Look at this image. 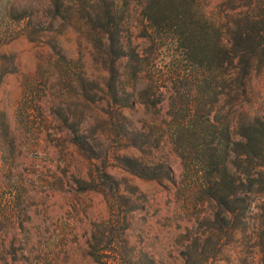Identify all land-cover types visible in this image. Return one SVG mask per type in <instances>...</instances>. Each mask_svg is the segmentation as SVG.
I'll use <instances>...</instances> for the list:
<instances>
[{
	"label": "trees",
	"instance_id": "trees-1",
	"mask_svg": "<svg viewBox=\"0 0 264 264\" xmlns=\"http://www.w3.org/2000/svg\"><path fill=\"white\" fill-rule=\"evenodd\" d=\"M235 13L234 21L215 18L204 0H0V84L17 67L4 46L34 42L39 63L50 58L52 78L58 72L69 86L95 83L100 95L89 100L84 89L79 97L81 111L87 100L97 102L94 118H63L77 150L97 160L95 149L111 135L106 160L114 168L172 184L156 153L167 144L179 159L177 188L197 211L192 228L204 227L186 246L184 264L216 260L236 235L264 241V116L253 112L254 82L264 76V0ZM72 38L75 60L65 50ZM90 60L95 78L85 72ZM91 121L100 128L87 135ZM0 123L6 140L8 125ZM101 176L118 206L120 183ZM258 255L264 264V250Z\"/></svg>",
	"mask_w": 264,
	"mask_h": 264
},
{
	"label": "rangeland",
	"instance_id": "rangeland-1",
	"mask_svg": "<svg viewBox=\"0 0 264 264\" xmlns=\"http://www.w3.org/2000/svg\"><path fill=\"white\" fill-rule=\"evenodd\" d=\"M204 2L215 18L234 21L235 12L258 0ZM65 50L69 59L79 57L73 38ZM3 51L15 56L17 67L0 84V122L9 131L6 140L0 137V264H96L98 258L115 264H184L186 246L204 227L192 228L197 211L177 188L182 168L170 147L162 145L156 156L170 169L174 184L114 168L106 160L111 135L105 136L104 149H95L99 159L90 160L69 142L62 122L64 117H82V112L86 118L93 116L97 102L85 100L87 107L81 111L79 97L85 89L88 99L97 101L95 83L69 86L58 72L52 78L50 58L45 65L39 63L40 46L26 39L9 43ZM87 63L86 74L97 77L93 60ZM254 84L253 112L264 116V76H256ZM142 114L141 109L133 113L137 121ZM99 126L91 121L86 134L97 133ZM102 172L120 183L118 206L111 201L109 183L97 181ZM117 216L120 221L115 223ZM260 250L263 240L244 241L236 235L216 260L203 264H262Z\"/></svg>",
	"mask_w": 264,
	"mask_h": 264
}]
</instances>
